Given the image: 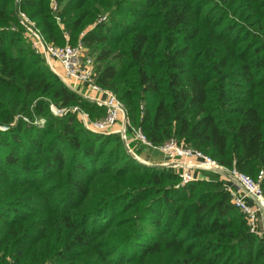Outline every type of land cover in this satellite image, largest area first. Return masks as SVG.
Returning <instances> with one entry per match:
<instances>
[{
  "label": "trees",
  "instance_id": "16d2710c",
  "mask_svg": "<svg viewBox=\"0 0 264 264\" xmlns=\"http://www.w3.org/2000/svg\"><path fill=\"white\" fill-rule=\"evenodd\" d=\"M19 12L80 40L151 144L264 172V0H0V264H264L216 173L182 184L80 123L74 107L103 108L34 53Z\"/></svg>",
  "mask_w": 264,
  "mask_h": 264
},
{
  "label": "built area",
  "instance_id": "2783aa9c",
  "mask_svg": "<svg viewBox=\"0 0 264 264\" xmlns=\"http://www.w3.org/2000/svg\"><path fill=\"white\" fill-rule=\"evenodd\" d=\"M18 16L24 28L23 37L30 44L34 53L45 60L52 72L69 89L83 99L103 108V116L93 121L87 114H81L78 107L72 109L73 113L81 117L83 125L89 131L99 135L118 133L128 148L130 143H137L144 150L162 154L166 161L165 164L175 169L182 184L195 180L192 176L193 170H213L226 175L224 189L229 193L232 205L244 216L250 231L258 233L260 217L264 223V196L260 187V180L264 176L263 171H260L258 179L254 180L235 169L228 170L218 165L203 153L176 139H170L160 146L151 144L140 129L130 125L124 106L117 96L96 83L97 71L94 61L80 40L75 45L65 43L63 46H58L49 43L43 38L35 24L23 13L19 12ZM105 19V17H101L98 23ZM56 21L59 23V18H56ZM64 38L68 40V35L65 34ZM52 63H57L60 66V72H56L52 68ZM51 109L55 115L59 116L66 112L65 109L55 110L53 107ZM127 136L130 138L129 141ZM190 160L193 162H188ZM229 181H232V185L227 184ZM249 199L256 203L255 207L248 204Z\"/></svg>",
  "mask_w": 264,
  "mask_h": 264
},
{
  "label": "crops",
  "instance_id": "0c3cea01",
  "mask_svg": "<svg viewBox=\"0 0 264 264\" xmlns=\"http://www.w3.org/2000/svg\"><path fill=\"white\" fill-rule=\"evenodd\" d=\"M54 64H55L56 67H58L60 69V66L57 63H54ZM143 151H142V153H148V154H142L141 155V157L143 158L142 160L140 158H139L140 160L138 159L143 164H147V165H166L165 164L166 161H165V159H164V157H163L162 154H160V153H158L156 151H147V150H143ZM130 152L133 153V154H135L132 150H130ZM156 157L159 158L158 161L155 160ZM188 162L192 163L193 160H190ZM163 167H169V166H163ZM169 168H171V167H169ZM211 172H214V171H211ZM214 173H216V172H214ZM216 174L218 176V180L219 181H222L223 186H224L225 183H226V181H224L225 178H226L225 177L226 175H223L221 173H216ZM192 176H193V178L195 180H206L207 177H209L207 174L204 173V171H200V170H193L192 171ZM195 180H193V181H195ZM227 184L228 185H232V181H229V183H227ZM247 202H248V204L251 207H255V205H256V203L253 200H250L249 199ZM256 234L258 236L262 237L263 240H264V223L262 222L261 217H260L259 222H258V233H256Z\"/></svg>",
  "mask_w": 264,
  "mask_h": 264
},
{
  "label": "rangeland",
  "instance_id": "374dc122",
  "mask_svg": "<svg viewBox=\"0 0 264 264\" xmlns=\"http://www.w3.org/2000/svg\"><path fill=\"white\" fill-rule=\"evenodd\" d=\"M44 62H45V60H44ZM45 64H46V63H45ZM52 68H53L56 72H60V69H59L58 67H56L54 63H52ZM51 71H52V70H51ZM59 79H60V78H59ZM62 83H64V82H62ZM64 84H65V83H64ZM54 108H55V107H54ZM55 110H58V109L55 108ZM80 112H81V114H87V115L89 116V114L86 113L85 111H83L82 109L80 110ZM77 119L80 121V123H81L82 125L84 124L83 121H82V119H81V117H78V116H77ZM89 119L93 121V120H96V119H99V118L89 116ZM113 135H119V134H118V133H115V134H113ZM119 136H120V135H119ZM120 138L122 139L121 136H120ZM129 139H130L129 136H127V140H128V141H129ZM122 141H123V139H122ZM123 142H124V141H123ZM129 150H132L133 152H134V151H140L141 153H139V156L136 155L135 157H137V159L140 158L141 160L143 159V158L141 157L142 154H148V153H142V151H143L144 149H142V147H140V145L137 144V143H130V144H129ZM147 151H151V150H147ZM147 151H146V152H147ZM143 152H144V151H143ZM149 154H150V153H149ZM134 155H135V154H134ZM140 159H139V160H140ZM155 160L158 161L159 158L156 157ZM151 164H152V163H151Z\"/></svg>",
  "mask_w": 264,
  "mask_h": 264
},
{
  "label": "water",
  "instance_id": "95a60500",
  "mask_svg": "<svg viewBox=\"0 0 264 264\" xmlns=\"http://www.w3.org/2000/svg\"><path fill=\"white\" fill-rule=\"evenodd\" d=\"M124 144H125V148H126L127 152H128L129 154L133 155L134 158L137 159V157H135V155H134L133 153L130 152V150H129V148H128V146L126 145L125 142H124ZM137 160H138V159H137ZM145 165H147V164H145ZM147 166H155V167L169 166V167H171L170 165H147ZM212 171H213V170H212ZM214 172L219 173L218 171H214Z\"/></svg>",
  "mask_w": 264,
  "mask_h": 264
}]
</instances>
